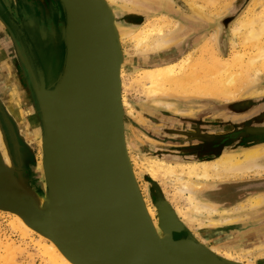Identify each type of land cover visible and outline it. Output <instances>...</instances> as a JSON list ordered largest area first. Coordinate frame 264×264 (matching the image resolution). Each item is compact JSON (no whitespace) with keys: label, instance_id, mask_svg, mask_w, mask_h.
Instances as JSON below:
<instances>
[{"label":"bare ground","instance_id":"6f19581e","mask_svg":"<svg viewBox=\"0 0 264 264\" xmlns=\"http://www.w3.org/2000/svg\"><path fill=\"white\" fill-rule=\"evenodd\" d=\"M4 1L5 4H7V0ZM209 1L211 0H206L205 2L207 3ZM117 2H121L122 4L119 6L129 11L139 7H143L142 5H145L146 3L155 5L159 4L158 6L160 7L165 3L163 0H104V3L106 4L111 16L113 15L112 6ZM198 16V18L200 19L203 18L200 14ZM154 20L155 22L150 24L144 23L145 25H143L142 27L139 26L140 28L136 30H123L118 28L114 23L116 28L115 35L118 39V42L120 43V41L127 39L130 42L134 43L135 47L141 45H150V48L152 49L168 46L171 40L174 39L173 37L169 38L163 36V33L165 34V30L170 29L168 28L169 26H174L173 22H171L169 18L165 17L164 15L159 16ZM1 27L2 26L0 25V33L4 32ZM64 29V23H59L57 27V33L59 35L63 34ZM25 32H21L19 35L21 36L23 40L22 42L24 43L25 56L27 57V59H29L28 61L33 63V65L35 64V70L33 69L37 78V85L35 86L38 89L47 92V94H49V100H52L57 93L55 90V83L57 82V78L61 72V68H52L49 72V78L45 77L41 72V68L38 66V58L36 55L37 46L42 35L36 36L33 34V39H30L31 37L29 38ZM230 33L233 38L241 41L240 43L243 49H245V46H250L251 49L253 47L257 50L256 53L253 55H248L243 50L244 53L241 54L239 52H236L234 50V47H232L230 56L228 58H223L217 54L216 49L213 45L214 41H212L211 39L209 44L205 43L203 45L198 58H192L193 52H191L190 50L179 61L176 60L177 62L161 65V67L144 69L137 73L134 78L127 79L128 81H125V75L123 71H121L122 64L125 61V56H123V54L120 55L118 87L120 88L119 95L121 106H123L124 108H127L128 106V102H126L124 98V91L126 87H128V85H140L142 87V93L148 100L161 99L166 94L171 95L168 93H173L176 96L180 97H201L204 98L202 100H204L205 102L211 103H218L220 100H222L223 102L226 101V103L234 101L239 94V86L236 85L239 73L242 70L245 71L248 69H255V71L258 72L256 70V65L258 64H261V66H263L262 68H264V63H262L264 62V2L262 0H254L252 6L249 8L247 16L242 17L238 21H236L230 28ZM9 36L11 38L12 35L7 32V39H9ZM11 40L14 43L13 39ZM177 40L178 41L176 42L170 43H174L172 47H178L180 38ZM182 49L183 48L172 51V53L169 54V57L174 58L177 54L183 51ZM15 53L18 56H22L23 54L19 50V48L16 49ZM1 56L2 50L0 49V61L3 59V56ZM9 66L10 65H6V63L5 65H0V80H6L5 77L8 76V84L12 82L10 88L2 94V100L4 101L9 114L18 120L19 134L23 138L26 137V139L30 137L39 138L40 157L38 158L39 161L36 163V165H32V168L30 167V171L28 170L25 179H23V177L20 176L21 174L19 175L18 172L13 169L14 167H12L11 165L9 153L6 150L7 147L5 148L3 135L0 133V147L3 150L0 153V193L3 194L6 192L7 195H10L8 194L11 192L9 190L10 188L16 192H21L22 194H24L25 200L23 202V207H21V209L23 210L22 213L27 215L29 219L40 218L36 221V224H40V226L38 225L40 229H46L50 234L49 236H51L52 238L47 239L46 237H44L43 233L37 229L38 227L36 228V230L32 225V223L35 222L31 221L28 224L24 215L19 212H9L10 214H8L6 217L9 218V225L22 232V234H36L38 236V239L36 240V248H38V251H41V257H45L48 263L80 264L77 263L76 260L69 255L66 248V246L70 243L61 220L53 190L51 188L50 162L47 154V148L43 140L44 128L41 119L39 120V118L36 116L35 112L33 111V105L31 104L29 98H27V96H29V94L32 92L28 94L26 93L25 95L26 91L21 90V88L18 87V83L16 82ZM29 74H31L32 76V71ZM125 82H128V84ZM173 97L175 96L173 95ZM162 105L167 109L173 108V105L171 103L162 102ZM110 145L111 141L110 139H108L105 144V153H107V151L109 150ZM187 154L189 155V153ZM131 162L129 160L130 176L134 192L136 196L141 199L142 210L149 218L150 224L148 228L150 233L152 234L153 242L157 247H164L167 243H169V241H171L169 234L166 233L165 236L164 232L171 229L170 227L174 223H179L182 226L185 224L192 229L194 222L198 220L199 217L209 215L210 219L204 226L214 228L218 225L223 226V224L234 223L235 221H233V219L237 218L234 212L242 211V208H244V205L246 203L248 204L247 208L250 209V211H256L260 207L264 206V197L261 193H257L251 196L245 202H238L228 209H219V206L217 204L204 201L203 199L201 200V198L198 197V195L204 190V184H215L223 181H231L236 179L238 180L240 178H244L252 171L254 172V174L259 175L260 172L264 171V147H250L239 153H223L213 161L173 164L160 159L149 158L141 164L143 165L144 171L147 176L152 181L157 182L159 186L163 188V193L165 191L164 189L170 184L171 188L173 189L171 194L172 199H174L178 203L182 201L185 205L183 209L178 207V203L173 206L172 212L179 219L177 217L176 220H172V218H169L171 217V210H167V212L164 213L165 216H163L162 224H160L162 227L161 233V229L158 225L159 223L156 221V218L157 220L159 218L158 214H155V210L148 205L145 198L140 194V185L136 173H134V170L138 169L140 165L135 159H131ZM103 167L104 158L90 174L78 180V182L76 183V194L80 200V203L86 211H93V208L95 207L97 201L102 196L105 190V177ZM24 173L25 172H23V174ZM226 196H228V194ZM167 200L168 202H170L168 198ZM160 203V201L157 202L158 205ZM168 207L170 208L169 205ZM217 232L218 230H212L211 232L207 231L202 233L200 244L208 248V250L210 252H213L216 256L226 261H235L237 263H241L239 257L236 258L226 252H218L215 248L206 245L205 241L218 243V241L222 239L223 234L225 235V233L217 234ZM228 234H233V232ZM65 238L67 239V241ZM187 239L188 237L183 235L182 238H173L172 240L180 241ZM12 245L13 244L9 242L5 244V247L2 245L0 246H2L1 248L4 247V254H10L12 252ZM239 255L244 254L241 252ZM7 263L8 262L4 263L3 261V264ZM11 264H14L13 261Z\"/></svg>","mask_w":264,"mask_h":264},{"label":"rangeland","instance_id":"374dc122","mask_svg":"<svg viewBox=\"0 0 264 264\" xmlns=\"http://www.w3.org/2000/svg\"><path fill=\"white\" fill-rule=\"evenodd\" d=\"M163 1L165 3L161 7L158 6L159 4L146 3L142 5L143 7H139L140 9L135 7L136 9L131 11L121 8L119 6L122 4L121 2H117L112 6L114 20L116 19L115 25L120 29L136 30L147 23L150 24L155 22V18L164 15L173 22L174 26H169L168 28L170 29L165 30L163 36L169 38L173 37L174 40H171V42H176L178 41L177 39L180 38L178 47L175 46L177 49L172 47L174 43L170 44L171 42L168 46L163 48L152 49L150 45L135 47L134 43L127 39L120 41V51L123 56H125V61L121 67V71H123L126 78L125 81H128L127 79L129 78H134L137 73L144 69L161 67V65L177 62L190 50L193 52V54L190 52L192 58L196 59L199 57L203 45L205 43L209 44L211 39L214 41L213 45L217 54L223 58H228L230 56L232 47H234L236 52L241 54L244 53L243 50L248 55L256 53L257 50L253 47L251 49L250 46H245V49H243L241 47V41L230 35V28L232 25L240 18L247 16L249 8L252 6L254 0H211L207 3L205 2L206 0ZM262 1L264 2V0ZM199 14L203 17L202 19L198 18ZM0 19L4 32L8 30L7 32L12 35L11 38L9 36V39H7V32H5L6 35L4 32L0 33V47L3 56L0 65H5V63L6 65H10L9 67L11 68L12 74L18 83L17 85L21 90L26 91L25 95L26 93L32 92L27 98H29L34 108L33 111L40 120L41 114L35 95V85H37V78L34 73L35 64L33 65V63L28 61L29 59L25 56L24 43L19 34L21 32L24 33L27 29L25 33L29 38L31 37V39L34 37L33 34L36 36L42 35L37 46L36 55L38 58V66L42 70L41 72L45 77L49 78L50 70L55 67L61 68L63 64L65 46L61 39V35L57 33V27L59 23H64V10L59 0H7V4H5L4 0H0ZM222 22L227 23L225 30L221 27ZM11 39L17 43V47L23 53L22 56H18L15 53V43H13ZM181 48H183L181 53L177 54L174 58L169 57L172 51ZM262 67L261 64L256 65V70L258 72H256L255 69L238 71L240 73L236 85L239 86L238 93L240 95L238 94L234 101L227 103L238 102L240 100L264 99V68ZM31 71L34 74H32V76L29 74ZM5 79L6 80H0V133L3 135L5 148L7 147L6 150L9 153L11 165L14 167L13 169L25 179L28 170L30 171L39 161L40 141L37 137L26 139V137L23 138L19 134V122L9 114L2 100V94L10 88L12 83L8 84V76L5 77ZM125 83L128 84V82ZM28 84L31 89L28 88ZM168 94L171 95L166 94L161 99L148 100L142 93V87L140 85H128L124 91V98L126 102H128V106L127 108L122 106L127 155L130 162L131 159H135L140 165L138 169L134 170L140 185L139 190L142 191H140V194L145 198L148 205L155 210V214H158L157 202L162 199L167 202L171 209L178 203L171 197L173 189L170 184L164 189L165 191L163 193V188L147 176L143 165H141L149 158L162 160V158L155 156L157 153L156 150L162 147V113H164L165 110L183 113V109H187L188 107L184 105H201V103L204 102V100H202L204 98L201 97H180L173 93ZM173 95L175 97H173ZM221 101L222 100L217 104L226 103V101ZM162 102L171 103L173 108L167 109L162 105ZM261 131L264 132V130ZM257 146L264 147V144H255L252 147ZM245 149L246 148L242 147L236 148L230 151V153H239ZM2 151L0 147V153ZM223 153H228V151ZM23 172L25 173L23 174ZM204 185V190L199 195L197 194L201 200L203 197H209L212 193L220 191V189L231 188L239 190L238 192L240 193L238 194H241V197H238V200L242 202L244 200L245 202L248 198L257 193H261L264 197V171L260 172L259 175L254 174L252 171L244 178L238 180L223 181L215 184L207 183ZM167 198L170 202H168ZM183 203L182 201L179 202L178 207L183 209V207H185ZM245 205L240 212L234 210V214L238 218L233 219V221H235L234 223L209 228L204 225H206L210 216L204 215V217H199V219L194 222L192 229L184 224V229L179 232H173L172 237L179 239L184 235L200 244L202 233L218 230L217 234L225 233V235L223 234L222 239H220L218 243L205 241L207 246L215 248L218 252H226L236 258L239 257L241 263L232 262L235 264H264V206L256 211H250V209L247 208L248 204L246 203ZM219 209L222 208L219 207ZM8 214H10L8 211L0 210V242L2 243H0V245L5 247V244L9 242L12 243V257L11 253L4 254V247L1 248L2 246H0V264H3V261L9 264H11L12 261L14 264H44L47 259L41 257V251H38V248H36L38 236L36 234H22V232L13 228L9 225V218L6 217ZM156 221L158 222L157 218ZM231 232H233V234H228ZM241 252L244 255H239ZM47 263L48 261L45 262V264Z\"/></svg>","mask_w":264,"mask_h":264},{"label":"water","instance_id":"95a60500","mask_svg":"<svg viewBox=\"0 0 264 264\" xmlns=\"http://www.w3.org/2000/svg\"><path fill=\"white\" fill-rule=\"evenodd\" d=\"M59 1L64 10L65 52L55 83L57 93L49 100V94L35 86V95L51 188L70 243L66 246L69 255L80 264H235L190 237L172 240L173 232L184 229L179 223L164 232L169 234V243L155 245L149 218L131 182L118 87L122 53L114 14L110 15L104 0ZM108 139L111 145L105 153ZM103 158L105 190L93 211H86L76 194V183ZM9 190L10 195L0 193V210L23 214L24 194ZM160 202L156 206L162 233L164 213L171 210L172 220L176 216L166 201ZM23 215L28 224L35 222L32 225L44 237L52 238L36 224L40 218Z\"/></svg>","mask_w":264,"mask_h":264},{"label":"flooded vegetation","instance_id":"af4514ba","mask_svg":"<svg viewBox=\"0 0 264 264\" xmlns=\"http://www.w3.org/2000/svg\"><path fill=\"white\" fill-rule=\"evenodd\" d=\"M0 25L3 27L1 19ZM226 25L222 22V29L225 30ZM14 43L16 50L17 43ZM184 106L188 107L182 114L167 110L162 113V147L156 150L155 156L165 162L211 161L226 151L264 144V132L261 131L264 130V99L225 104L204 101L201 105ZM238 191L223 188L203 200L228 209L241 202Z\"/></svg>","mask_w":264,"mask_h":264},{"label":"crops","instance_id":"0c3cea01","mask_svg":"<svg viewBox=\"0 0 264 264\" xmlns=\"http://www.w3.org/2000/svg\"><path fill=\"white\" fill-rule=\"evenodd\" d=\"M202 19V18H201ZM0 49H1V47H0ZM232 206V205H231ZM231 208V207H230Z\"/></svg>","mask_w":264,"mask_h":264}]
</instances>
